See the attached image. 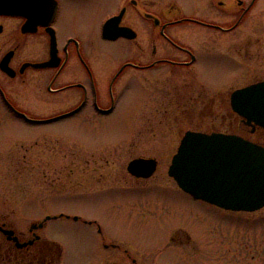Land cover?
<instances>
[{
    "label": "flooded vegetation",
    "instance_id": "obj_1",
    "mask_svg": "<svg viewBox=\"0 0 264 264\" xmlns=\"http://www.w3.org/2000/svg\"><path fill=\"white\" fill-rule=\"evenodd\" d=\"M15 1L8 12H0V118L22 120L36 127L79 115L83 120L106 117L114 112L125 86L121 80L128 77L147 91L158 90L154 100L159 101L153 103L152 110L176 119V123L161 124L165 128L172 130L179 124L186 125L181 126L184 132L204 131L211 124L215 128L214 122H205L206 111L217 116V106L220 111L222 107L217 105V88L210 89L202 83L199 63L206 44H213L215 50L218 40L222 41L224 51L234 55L239 66L232 80L240 86L229 92L225 107V113L236 121L231 119L223 125L244 138H247L244 133L264 134L263 129L242 122L229 103L232 91L264 81V0ZM217 4L221 14L230 19L227 25L217 23ZM104 26L110 36L103 35ZM95 42L119 44L121 56ZM101 56L108 61L100 60ZM206 89L213 92L207 99ZM143 126L149 131L155 127L135 123L131 139L119 150L113 146L85 152L56 134H40L11 141L7 151L23 149L18 162L28 164L29 168L35 162L42 165L37 166L38 171L26 175L30 179L37 177L35 182L41 187L76 190L110 181L140 184L156 176L165 156L154 154L157 148L154 151L153 147L133 142L134 132ZM179 142L180 139L176 148ZM176 148L169 143L166 160L171 161ZM36 150L39 158L26 155ZM123 155L127 156L126 165L121 162ZM137 158L153 160L154 171L147 176L129 172L128 163ZM12 203L6 205L7 211L14 209ZM47 219L16 230L12 221L0 216V228L13 231L8 239L0 229V247L6 245L9 262L52 264L56 260L45 249L46 239L38 234ZM13 237L19 243L32 242L18 247ZM164 241L166 245H160L159 254H164L166 246L188 245L197 249L198 243L190 231L179 227L169 231ZM106 248L116 250L113 251L116 256L111 261L108 256L105 264H165L167 257L153 258L144 250H132L115 242Z\"/></svg>",
    "mask_w": 264,
    "mask_h": 264
},
{
    "label": "rangeland",
    "instance_id": "obj_2",
    "mask_svg": "<svg viewBox=\"0 0 264 264\" xmlns=\"http://www.w3.org/2000/svg\"><path fill=\"white\" fill-rule=\"evenodd\" d=\"M219 8L217 4V23L227 25L230 19L221 14ZM224 42L227 40L224 39ZM95 44L104 46L111 53L119 52L121 56L117 43ZM212 45L207 43L205 54L201 55L200 75L207 88H217V105H221L222 111L217 106V116H212L207 110L205 122H214L217 127L206 125L203 130L231 132L232 129L223 124L231 119L236 121L225 113V107L229 92L240 86L232 80L237 75L238 61L232 53L223 50L222 41L217 40L215 50ZM100 60L108 61L104 56ZM121 83L125 86L116 108L106 117L83 120L79 115L36 127L22 120L0 118V216L12 221L16 230L27 229L31 223L49 217L38 234L61 247V257L53 260L52 264H105L108 256L110 261L116 256L113 252L116 250L106 248L107 244L114 242L132 250H144L153 258L167 255L165 259L161 258L165 264H264V207L248 213L228 211L181 191L168 176L170 161L166 159L170 152L169 143L176 148L184 133L181 126L186 125L179 124L181 126L172 130L161 125L176 123V119L152 110L153 103L159 101L154 100L158 90L148 92L135 79L128 77H124ZM209 94L213 95V92L206 89V99ZM135 123L155 127L149 131L143 126L140 131L134 132L133 142L138 146L153 147L154 151L157 148L154 154L165 155L156 176L140 184L110 181L76 190L41 187L36 183L37 177L30 179L26 176L28 172L38 171L37 166L41 164L35 162L29 168L28 164L18 162L24 154L23 149L7 151L11 141L40 134H56L62 140L76 143L78 149L85 152L113 146L117 147L114 150H119L131 139ZM244 135L250 140L264 142V134L259 132L252 136ZM26 155L31 158L41 156L37 150ZM126 157L123 155L121 162ZM26 179L29 180L27 183ZM12 201L14 209L7 211L5 207ZM178 227L190 231L198 242L197 249L188 245L166 246L164 254H159L160 245H166V234ZM219 240H223L224 244H220ZM0 252V264H12L6 253Z\"/></svg>",
    "mask_w": 264,
    "mask_h": 264
},
{
    "label": "water",
    "instance_id": "obj_3",
    "mask_svg": "<svg viewBox=\"0 0 264 264\" xmlns=\"http://www.w3.org/2000/svg\"><path fill=\"white\" fill-rule=\"evenodd\" d=\"M15 3V0H0V12H8ZM103 35L110 36L106 26ZM230 106L242 122L264 129V81L232 91ZM154 169L153 160L141 158L127 165V170L137 176H147ZM168 174L182 190L219 207L254 211L264 206V146L240 135L185 131ZM1 230L11 239L12 230ZM12 239L18 247L32 242L19 243L16 237Z\"/></svg>",
    "mask_w": 264,
    "mask_h": 264
},
{
    "label": "trees",
    "instance_id": "obj_4",
    "mask_svg": "<svg viewBox=\"0 0 264 264\" xmlns=\"http://www.w3.org/2000/svg\"><path fill=\"white\" fill-rule=\"evenodd\" d=\"M2 246L0 247V251H3V247ZM4 249L6 250V251L4 250V252L8 253V250L6 249V247ZM45 249H46V251L52 253L56 259L60 258V256H61V248H60V246L57 243L46 241L45 242Z\"/></svg>",
    "mask_w": 264,
    "mask_h": 264
}]
</instances>
